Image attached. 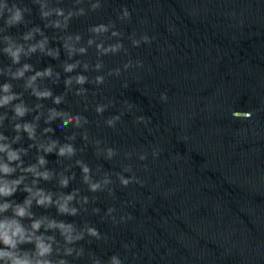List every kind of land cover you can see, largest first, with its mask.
Instances as JSON below:
<instances>
[{
  "label": "water",
  "instance_id": "obj_1",
  "mask_svg": "<svg viewBox=\"0 0 264 264\" xmlns=\"http://www.w3.org/2000/svg\"><path fill=\"white\" fill-rule=\"evenodd\" d=\"M8 3L22 10L23 20L9 28L0 17V85L10 83L18 96L0 107V118L7 113L6 119H0V134L10 142L18 135L16 123H35L33 117L39 114L35 140L21 132L13 145L27 151L21 153L22 167L36 164L37 157L44 155L38 151L41 143H71L76 153L70 158L58 157L55 151L46 155L53 179L40 180L37 187L51 192L54 201L74 190H78L77 201L88 197L87 204L74 201L70 205L79 209L76 216L59 213L55 205L39 207L33 202V218H43L45 224L49 220L72 224L77 232L91 226L100 233L97 239L85 232L82 240L71 245L64 244L59 231L45 233L55 236L61 254L65 246L74 249L72 255L63 257L68 264L97 260L109 264L113 255L122 264H264V0ZM42 3L44 11L62 8L67 15L83 8L85 14L73 15L63 27V18L41 15ZM92 3L100 7L93 11ZM125 8L130 15L122 19ZM56 19L61 20V28L52 26ZM101 23L111 25L107 33L90 31ZM112 31L120 35L113 37ZM29 33H34L33 39L25 40ZM45 38V51L21 54L19 64L4 51L9 43L23 45L27 51ZM89 39L94 40L91 46ZM133 40L140 43L134 46ZM96 43L105 47L121 43L122 47L102 55ZM65 45L85 47L87 52L69 58ZM56 49L58 59L45 54L48 50L55 54ZM75 61L80 66L65 73L64 64ZM98 62L102 67L96 70ZM24 64H30L33 71L14 79L12 73ZM84 64L89 66L87 71ZM125 64L130 66L126 69ZM49 66L53 76L37 79L34 87L63 96L59 105L38 99L26 87L35 71ZM76 74L88 77L83 85L86 91L79 96L80 85L74 81L65 85V79ZM96 76H103L104 82L96 84ZM21 102L29 112L18 118L13 107ZM97 105L107 107L97 114ZM50 108L77 113L88 123L61 128L62 120L56 118L46 124ZM246 111L253 113L251 119H243ZM114 116L120 118L110 127L106 121ZM48 127L53 131L43 133ZM74 133V140L67 139ZM109 148L115 152L111 158L107 157ZM77 161L88 165L93 181L107 176L110 183L90 192ZM21 174L18 169L17 175ZM73 174L69 186L62 188L61 176ZM27 175L25 183L30 184L32 177ZM119 175L131 182L123 186ZM23 187L10 199L23 202L28 195ZM23 223L28 226L30 221ZM55 248L54 260L59 258ZM80 249L83 254L77 256Z\"/></svg>",
  "mask_w": 264,
  "mask_h": 264
},
{
  "label": "clouds",
  "instance_id": "obj_2",
  "mask_svg": "<svg viewBox=\"0 0 264 264\" xmlns=\"http://www.w3.org/2000/svg\"><path fill=\"white\" fill-rule=\"evenodd\" d=\"M79 2V0H77ZM41 15L43 17H50L55 15L58 18H63V27L67 26L68 20L73 15H84V9L81 8L76 12L69 11L67 15H65L64 9L57 8L54 10L44 11L46 8V4H41ZM100 7L99 3H92L91 9L94 11ZM129 12L127 8L123 9L122 19L129 17ZM0 17H4L6 25L10 28L16 24H19L23 20V12L22 10L16 6V4L12 3L9 6L8 0H4L2 4H0ZM52 26L56 28H61V20L56 19L52 22ZM111 25H105L103 23L94 25L90 28V31L101 35L107 33ZM36 32L39 29L34 30ZM120 33L117 31H112L111 36L116 37L119 36ZM34 33H29L24 37L25 40L33 39ZM5 40H10L9 37H5ZM81 37L77 35L75 37V41L79 42ZM142 39L146 42L148 40L147 36L142 37ZM48 41L45 38L42 41L37 42L36 44L30 45L25 51L23 45H15L13 43H9V46L4 49L10 57L14 64L20 63L21 54L28 55L29 53L36 52L37 49L44 52L45 47ZM94 40L89 39L87 44L89 46L93 45ZM134 46H137L140 42L137 40L132 41ZM97 51L106 55L108 53H116L122 47L121 43H116L105 47L103 43H96ZM65 48H68L69 58H71L74 54H86L87 49L85 47L74 48L68 47L65 45ZM48 56H51L54 60L59 58V49L55 50V54L53 50H48L45 53ZM80 66L79 61H75L73 63H65L63 66V70L65 73H72L77 67ZM130 65L125 64V68L127 69ZM88 64H84L83 68L85 71L88 70ZM102 67L101 63L95 64V69L99 70ZM33 71L32 66L30 64H24L21 68L17 69L15 73H12V77L14 79H20L25 76V73ZM112 74V73H110ZM115 74L119 75V69L115 70ZM57 80L59 79V73H56ZM53 76V68L51 66L45 68L43 71H35V74L30 76L27 80L26 87L32 88V93L38 99H51L52 103L55 105H59L62 103L64 97L63 96H53V93L50 89L40 90L38 87H34L37 79L49 78ZM80 85L81 87L77 90L76 95H82L85 93L86 89L83 88V85L88 83V77L83 74H76L75 76H69L65 79L66 87H69L73 84ZM55 82V81H54ZM104 82L103 76H96L95 83L102 84ZM12 85L10 83H4L0 85V92L5 93V95L0 96V107H5L9 105L12 101L18 99L17 94L11 91ZM162 99H166V97L162 96ZM41 107V106H37ZM107 105H97L95 111L97 114H101L105 111ZM13 112L15 117L23 118L25 117L29 109L23 104V102L14 105ZM243 119H251L253 113L252 112H243ZM234 118L238 117V111H234L232 113ZM7 113L5 116L0 119H6ZM40 115H36L33 117V122H23L16 123L14 126V130L18 133L10 142L7 135L0 134V264H68V261L64 259L65 256L72 255L74 249L71 247L65 246L63 248L62 254L59 246V242L55 238V236L48 235L45 233L49 231H59L60 235L63 237V241L65 245H71L76 241L82 240L84 238L85 232L88 236L95 237L99 239L100 233L95 227L86 226L85 230L77 232L76 228L72 224H65L63 222H57L55 220H49L45 224V220L34 219V214L32 212L33 202H35L36 206L39 207H52L55 205L57 211L61 214H65L68 216H76L78 215L79 209L75 206H70L74 201L78 203L87 204L88 197L82 196L80 200L77 201L78 190H74L57 200H53L51 192H45L44 189L37 187L40 180L50 181L53 179V172L49 170L46 165L48 163L46 159L47 154H51L55 151V154L58 157H72L76 153V148L71 143H65L61 145L58 140H50L47 144L41 143L39 145L38 151H42L44 155H39L37 157V163L29 165L27 167H22L23 160L21 159V153L23 152L25 155L27 151L24 149H16L13 147L15 143H17L21 136L19 133L24 132L27 133V136L30 140H35L36 138V129L38 127V121L40 120ZM56 118H60L62 123L60 125L61 128H66L68 125H72L75 128H80L83 124H87L88 120L86 117H82L77 113H69L65 111L57 110L56 108L48 109V115L45 119L46 124H50ZM119 116H114L106 121L108 126H114L115 121L119 120ZM140 119H143L142 117ZM238 119V118H237ZM53 131L50 127L45 128L43 133H48ZM83 138L86 140L87 134L83 135ZM69 140L75 139V133L68 137ZM31 147V145H30ZM115 155L113 149H107V157L111 158ZM144 156H141L140 159H144ZM77 165L79 166L82 174V180L85 184L88 185V190L90 192H97L102 189L103 186L110 183V180L105 176L102 181H93L91 177V169L88 165L84 164L82 161H77ZM20 170L21 175H17V170ZM129 169H125L128 171ZM27 174H31V182L25 183L29 179ZM14 177V178H13ZM75 175L72 176H61L59 180V185L62 188H67L69 186L70 180L74 179ZM120 183L123 186H127L131 182V178H125L123 175L118 176ZM24 185L23 191L28 195L25 197L23 202H17L12 199L18 189H20L21 185ZM94 212H98V209H94ZM113 209H108V212L111 213ZM29 220L30 223L28 226H25L23 223L24 220ZM43 229V231H42ZM75 233V234H74ZM25 245H32V249H27ZM54 245H56L55 251L58 259H52V255L54 252ZM83 254V249H80L76 252L77 256ZM94 264H100L99 260L95 261ZM109 264H122L121 260L113 255L110 257Z\"/></svg>",
  "mask_w": 264,
  "mask_h": 264
}]
</instances>
